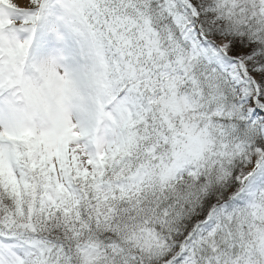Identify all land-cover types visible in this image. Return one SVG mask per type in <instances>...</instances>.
Returning a JSON list of instances; mask_svg holds the SVG:
<instances>
[{
  "label": "snow or ice",
  "instance_id": "obj_1",
  "mask_svg": "<svg viewBox=\"0 0 264 264\" xmlns=\"http://www.w3.org/2000/svg\"><path fill=\"white\" fill-rule=\"evenodd\" d=\"M0 264H264V0H0Z\"/></svg>",
  "mask_w": 264,
  "mask_h": 264
}]
</instances>
